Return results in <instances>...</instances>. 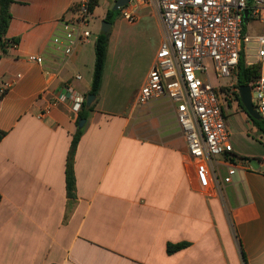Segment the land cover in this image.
Returning a JSON list of instances; mask_svg holds the SVG:
<instances>
[{
  "label": "crops",
  "instance_id": "crops-1",
  "mask_svg": "<svg viewBox=\"0 0 264 264\" xmlns=\"http://www.w3.org/2000/svg\"><path fill=\"white\" fill-rule=\"evenodd\" d=\"M85 1L9 5L5 37L16 43L0 56V88L8 84L0 93V264H264V133L239 105L225 108L233 152L212 162L218 185L201 188L175 104L136 102L163 38L152 8H135L134 23L118 16L111 24L96 103L78 127L65 87L86 99L97 35L65 58L51 39ZM98 8L99 0L90 19L103 21L110 8ZM78 128L68 196L66 160ZM233 135L259 146L246 153ZM229 164L236 172L223 183Z\"/></svg>",
  "mask_w": 264,
  "mask_h": 264
},
{
  "label": "built area",
  "instance_id": "built-area-1",
  "mask_svg": "<svg viewBox=\"0 0 264 264\" xmlns=\"http://www.w3.org/2000/svg\"><path fill=\"white\" fill-rule=\"evenodd\" d=\"M139 6H148L157 14L163 38L136 102L146 105L166 97L175 104L176 121L195 161L196 178L203 189L210 188L211 183L216 187L218 176L212 162L233 152L224 109L238 105L236 73L241 59L246 67L259 66L260 76L249 88L253 105L264 118V0H130L120 8V16L134 23L135 8ZM246 10L247 22L251 20L258 26L254 33L244 32ZM90 17L85 1L72 5L69 17L59 20L60 34L52 37L51 44L63 58L90 37ZM27 59L43 62L41 56L28 55ZM212 74L215 79L232 80L215 85ZM7 88L8 84L2 85L0 93ZM65 93L72 111L78 113L84 96L70 85ZM49 112L50 104L37 118ZM236 168L229 164L220 180L229 183Z\"/></svg>",
  "mask_w": 264,
  "mask_h": 264
},
{
  "label": "trees",
  "instance_id": "trees-1",
  "mask_svg": "<svg viewBox=\"0 0 264 264\" xmlns=\"http://www.w3.org/2000/svg\"><path fill=\"white\" fill-rule=\"evenodd\" d=\"M10 3L11 0H0V56L6 51L9 45H13L16 43L15 40H9L5 37L6 29L8 27V22L10 19V14H9ZM97 5H98V0H88V9L90 13L93 12L94 8ZM118 16H120V8L113 9L112 7L107 10L103 20L113 24L114 20ZM109 36H110V30L106 33L99 31L97 34L94 44V66L92 71V81H91L90 89L88 91V94L94 96L95 100L89 106H87L84 101L80 111L78 112V122L80 120H85L88 117L89 113L94 109L104 72ZM259 76H260V69L258 65L246 67L243 63V59L240 60V63L238 65V70L236 73V83L238 86L241 85L249 86V84L252 81L259 78ZM236 98L238 99L239 107L245 112L244 108L242 107L239 101V98L237 96ZM250 120L259 131L264 133V118L258 120L250 118ZM81 133H82V129L78 128L76 133L71 138L70 148L66 160L65 182H66V192L68 196H72L75 191L73 159H74L75 148L81 136ZM3 136H4V132L0 131V140L2 139ZM184 246L185 243L168 244L166 250L168 253H172L174 251L181 249Z\"/></svg>",
  "mask_w": 264,
  "mask_h": 264
},
{
  "label": "rangeland",
  "instance_id": "rangeland-1",
  "mask_svg": "<svg viewBox=\"0 0 264 264\" xmlns=\"http://www.w3.org/2000/svg\"><path fill=\"white\" fill-rule=\"evenodd\" d=\"M115 0H99V8L96 10V14H100V10H102V8L107 7V8H112L114 6ZM89 30L91 32V40H93L95 38V36L97 35L98 31L100 30L101 27V23L102 20H100L99 18H91L89 20ZM258 29V26L253 23L251 20L249 22H247L244 25V32L246 34H250V33H254L256 32ZM149 36L146 35L144 38V43L146 45H148L149 43ZM211 80L213 81V83L215 85L224 83L226 80L227 81H231V78H226V79H215V76L212 74L211 75ZM249 138H253L254 140L255 137L250 135ZM233 141H237V143L241 144L242 150L245 151L246 153H253L255 151V149H257L258 145V141L256 143V145L249 143V141H245L243 139H239L238 137H236L235 135H233Z\"/></svg>",
  "mask_w": 264,
  "mask_h": 264
},
{
  "label": "water",
  "instance_id": "water-1",
  "mask_svg": "<svg viewBox=\"0 0 264 264\" xmlns=\"http://www.w3.org/2000/svg\"><path fill=\"white\" fill-rule=\"evenodd\" d=\"M129 1L130 0H116L114 3L113 9L124 7L128 4ZM247 19H248V11L246 10L243 16L244 24L247 23ZM110 28H111V23L103 20L101 23L100 31L106 33L110 30ZM238 96H239V101L242 107L244 108L246 114L252 119H256V120L261 119V116L258 114V112L256 111L251 101V93H250V88L248 85L239 86ZM94 100H95V97L88 94L85 99V104L89 106ZM84 121L85 120H80L78 122V127H82V125L84 124Z\"/></svg>",
  "mask_w": 264,
  "mask_h": 264
}]
</instances>
